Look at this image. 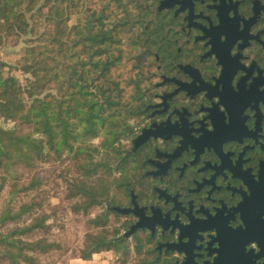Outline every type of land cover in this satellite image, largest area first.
Segmentation results:
<instances>
[{
    "label": "flooded vegetation",
    "instance_id": "obj_1",
    "mask_svg": "<svg viewBox=\"0 0 264 264\" xmlns=\"http://www.w3.org/2000/svg\"><path fill=\"white\" fill-rule=\"evenodd\" d=\"M133 2L151 43L115 240L145 264H264V0Z\"/></svg>",
    "mask_w": 264,
    "mask_h": 264
},
{
    "label": "trees",
    "instance_id": "obj_2",
    "mask_svg": "<svg viewBox=\"0 0 264 264\" xmlns=\"http://www.w3.org/2000/svg\"><path fill=\"white\" fill-rule=\"evenodd\" d=\"M132 4V0H0V50L17 47L20 51L25 45L13 66L0 58V172L10 178L23 172L33 174L57 163L64 153L82 160L73 167L84 177L125 168L126 153H120L119 147L122 139L130 138L132 124L140 121L142 110L135 84L133 104L124 105L123 82L115 75L125 44L135 41L138 45L143 37L132 21ZM60 60L67 64L62 77ZM61 82L64 95L50 93ZM99 135H105L99 149H89L86 142ZM101 150L108 151L105 161L92 163L93 152ZM84 177L74 186L85 194L77 207L87 213L101 207L103 199L86 183L93 176ZM26 208L15 216L2 210L0 227L6 234L0 235V245L7 253L0 260L19 264L14 262V253L33 249L45 255L50 251L51 245L42 237L30 243L17 239L40 229L29 222L44 225L36 217L22 220ZM105 223L101 219L92 222L102 229ZM106 238L105 231L88 235L81 253L109 251V245L117 242ZM26 262L36 264L32 259Z\"/></svg>",
    "mask_w": 264,
    "mask_h": 264
},
{
    "label": "rangeland",
    "instance_id": "obj_3",
    "mask_svg": "<svg viewBox=\"0 0 264 264\" xmlns=\"http://www.w3.org/2000/svg\"><path fill=\"white\" fill-rule=\"evenodd\" d=\"M41 4L44 5V2ZM139 29L143 31V26L139 25ZM149 39L142 37L138 45L135 41H131L133 44L126 43L122 65L115 71V75H119L123 82V103L126 106L134 102L131 95L134 93L132 87L135 84L136 89L139 90V102L142 109L144 108L146 88L142 83L140 74L143 72L142 67L148 64V50L151 43ZM24 49L25 45L23 44L20 51L17 47L0 50V58H4L8 64L13 66L15 59L19 58ZM65 65H67L66 62L59 61L61 77L63 76ZM135 75L136 79H134ZM18 78L20 81L23 79L19 74ZM56 87V91H51L50 93L55 96L64 95L62 82ZM128 119L133 120L131 118ZM139 124L140 121L137 124H132L133 129L128 140L121 138L123 143L119 147L120 153L129 152L130 140L135 136L134 130L139 127ZM16 133L20 135L18 129ZM104 138L105 135H99L98 138L87 141L86 145L92 150L99 149ZM108 155V151L101 150L98 154L93 152L92 163L104 162ZM81 163V159L75 160L71 154L64 153L57 163L43 166L33 174H25L23 172L10 178L6 172H0L1 175L6 176H0V216L2 210H7L8 213L15 216L20 213L22 208L27 207V213L21 219L30 221L32 217H36L42 220L44 225L40 226L37 223L29 222L28 225H33L40 229L32 232L33 236L17 239L30 243L42 237L43 242L51 245L50 251L45 255L36 254L39 251L33 249H24L21 253H14V262L27 264L26 260L32 259L36 264H145L138 258L137 253L131 250L128 244L126 250H124V247L119 246L118 243H115L109 245L108 253L104 249L97 252H92L88 249L85 253H81L86 249L88 235L94 237L101 231H105L107 232V241L109 237L115 239L116 236L121 234L119 230L113 232V228L117 229L118 220L114 214L107 211V206L111 203L115 204L116 196L121 188L119 174L128 165L127 163L124 169H115L110 175L97 176L95 173H91L89 176L84 177L73 167V164L80 165ZM114 166L112 165L111 169ZM91 176L93 177L87 179L86 183L97 193L99 198L103 199V205L94 207L91 211L85 213L83 208L77 207L85 201V194L77 192L74 185L75 182L79 183L81 181V177L88 178ZM96 219L99 222L100 219L106 222L104 229L92 224ZM5 234L4 228L0 227V235ZM110 250L115 251V255H112ZM2 253H7V251L4 252V246L0 245V257H2ZM8 253L11 252L8 251ZM82 257H87V260L82 259ZM0 264H11V262L0 260Z\"/></svg>",
    "mask_w": 264,
    "mask_h": 264
},
{
    "label": "water",
    "instance_id": "obj_4",
    "mask_svg": "<svg viewBox=\"0 0 264 264\" xmlns=\"http://www.w3.org/2000/svg\"><path fill=\"white\" fill-rule=\"evenodd\" d=\"M148 138L146 133H142L139 137L134 140L133 148L136 149L138 146L142 145Z\"/></svg>",
    "mask_w": 264,
    "mask_h": 264
}]
</instances>
